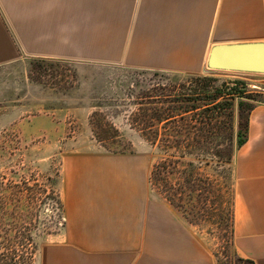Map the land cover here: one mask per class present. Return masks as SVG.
<instances>
[{
    "label": "crops",
    "instance_id": "crops-1",
    "mask_svg": "<svg viewBox=\"0 0 264 264\" xmlns=\"http://www.w3.org/2000/svg\"><path fill=\"white\" fill-rule=\"evenodd\" d=\"M264 42V0H0V66L23 58L210 73L217 44ZM147 152L75 150L60 170L65 223L38 264H218L196 227L152 193ZM234 247L264 264V103L236 149Z\"/></svg>",
    "mask_w": 264,
    "mask_h": 264
},
{
    "label": "rangeland",
    "instance_id": "rangeland-1",
    "mask_svg": "<svg viewBox=\"0 0 264 264\" xmlns=\"http://www.w3.org/2000/svg\"><path fill=\"white\" fill-rule=\"evenodd\" d=\"M220 89L223 96L211 100ZM260 103L264 74L185 75L43 58L0 66V178L34 184L21 207L35 235L34 264L65 223L57 203L64 156L97 149L149 153L152 193L196 227L218 264H249L234 247L228 158Z\"/></svg>",
    "mask_w": 264,
    "mask_h": 264
},
{
    "label": "trees",
    "instance_id": "trees-1",
    "mask_svg": "<svg viewBox=\"0 0 264 264\" xmlns=\"http://www.w3.org/2000/svg\"><path fill=\"white\" fill-rule=\"evenodd\" d=\"M234 82L235 86L239 84H242L243 87L246 86L245 81L237 80ZM243 91L244 90H242V93ZM220 96H223L221 89L218 90V93L212 97L211 100L216 101ZM220 102L217 104H222ZM226 102H228V100L225 96L223 103L226 104ZM172 117L173 116H168L165 120L169 122L172 120ZM247 128L248 120L244 134L240 131L237 136L236 148L240 147L246 141ZM175 141L177 143L182 142L180 139ZM198 142L200 143V141ZM230 155L228 163H231L233 160V155ZM153 173L155 174V172ZM33 187L34 184H31L30 180L26 178L15 180L6 175L1 176L0 178V264H34L35 235L31 229L25 228L24 225L26 224L24 219L29 213L28 208L26 213L21 209V207L23 208V206H25L24 202L27 197L32 199L31 196L34 193ZM58 194L59 199L57 200V203L63 207L61 195L60 193ZM170 200H172L173 203V199ZM231 215L233 231V213ZM240 260H244L249 264H255V262L250 259L240 258Z\"/></svg>",
    "mask_w": 264,
    "mask_h": 264
},
{
    "label": "water",
    "instance_id": "water-1",
    "mask_svg": "<svg viewBox=\"0 0 264 264\" xmlns=\"http://www.w3.org/2000/svg\"><path fill=\"white\" fill-rule=\"evenodd\" d=\"M208 67L210 73L222 70L264 74V42L217 44L212 48Z\"/></svg>",
    "mask_w": 264,
    "mask_h": 264
},
{
    "label": "built area",
    "instance_id": "built-area-1",
    "mask_svg": "<svg viewBox=\"0 0 264 264\" xmlns=\"http://www.w3.org/2000/svg\"><path fill=\"white\" fill-rule=\"evenodd\" d=\"M65 219V218H64Z\"/></svg>",
    "mask_w": 264,
    "mask_h": 264
}]
</instances>
